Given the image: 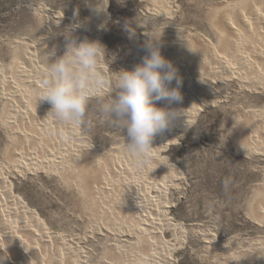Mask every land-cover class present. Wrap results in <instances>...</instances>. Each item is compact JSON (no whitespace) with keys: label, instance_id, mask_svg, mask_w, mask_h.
Listing matches in <instances>:
<instances>
[{"label":"rangeland","instance_id":"1","mask_svg":"<svg viewBox=\"0 0 264 264\" xmlns=\"http://www.w3.org/2000/svg\"><path fill=\"white\" fill-rule=\"evenodd\" d=\"M257 1L0 0V196L5 180L54 236L53 249L76 264H264V0ZM69 28L78 42L106 50L98 67L107 85L88 98L75 129L38 103ZM147 35L161 36V54L182 77V101L157 106L178 116L200 110L184 127L177 116L156 133L151 157L161 161L138 167L123 123L101 106L114 98L118 73L142 63ZM218 52L230 58L229 71L217 67ZM14 207L0 197V210ZM143 219L176 228L150 235L173 248L170 260L158 247L146 262Z\"/></svg>","mask_w":264,"mask_h":264},{"label":"clouds","instance_id":"2","mask_svg":"<svg viewBox=\"0 0 264 264\" xmlns=\"http://www.w3.org/2000/svg\"><path fill=\"white\" fill-rule=\"evenodd\" d=\"M124 30L130 39H136L129 22ZM63 36L65 52L57 57L54 51L56 59L48 70L51 83L45 81L46 87L39 94L38 103L47 102L50 105L47 115L74 127L86 111L88 98L102 94L107 85L98 67L106 50L98 41L85 39L78 42L72 36V28L66 29ZM147 37L140 46L147 53L142 63L132 71L118 73L114 98L101 106L108 119L123 123L127 150L138 167L151 162L155 134L168 129L178 116L177 110L158 107L156 102L165 101L171 106L183 99L182 77L173 62L161 54V36ZM6 259L0 255V264Z\"/></svg>","mask_w":264,"mask_h":264},{"label":"bare ground","instance_id":"3","mask_svg":"<svg viewBox=\"0 0 264 264\" xmlns=\"http://www.w3.org/2000/svg\"><path fill=\"white\" fill-rule=\"evenodd\" d=\"M256 2L258 3V1L256 0ZM258 7V5H257ZM157 8V7H156ZM256 11V10H255ZM256 13V12H255ZM253 16V15H252ZM254 18V17H253ZM240 19V18H238ZM257 22H261L260 20V13H257L256 14V19H255ZM242 23V22H241ZM263 23V21H262ZM245 25V24H244ZM249 27V26H248ZM230 28V27H228ZM251 28V27H250ZM248 29V28H247ZM235 31V30H234ZM247 31V30H246ZM249 34V32H248ZM166 36V35H165ZM249 36V35H248ZM251 36V35H250ZM253 36V35H252ZM250 38V37H248ZM257 40V39H256ZM256 40H253L256 42ZM257 43V42H256ZM261 43V42H259ZM259 45V44H258ZM255 46V45H254ZM234 47V46H233ZM252 47V46H250ZM257 46H255L256 48ZM253 48V47H252ZM258 48V47H257ZM256 48V49H257ZM263 48V47H261ZM235 49V48H234ZM237 49V48H236ZM236 49H235V52H236ZM259 49V48H258ZM212 50V49H211ZM263 50V49H261ZM214 51V50H213ZM220 51V50H219ZM238 51V50H237ZM241 51H244L243 49ZM240 51V52H241ZM251 51V50H250ZM246 52V51H244ZM248 52V51H247ZM255 52V51H254ZM263 52V51H262ZM213 53V52H212ZM234 53V52H233ZM210 54V53H209ZM223 54V53H222ZM239 54V53H238ZM241 54V53H240ZM216 55H217V52H216ZM212 56L215 60V63L217 65L218 68H220V70H224V71H229L230 68H232V65H231V60L230 58L228 57V55L226 56L225 54L224 55H221L220 52H218V56ZM244 55V54H243ZM257 55V54H256ZM238 56V55H236ZM241 56V55H240ZM248 56V55H247ZM264 56V55H263ZM210 57V56H209ZM239 57V56H238ZM244 57V56H243ZM249 57V56H248ZM240 58V57H239ZM251 58V57H250ZM211 59V58H209ZM234 59V58H233ZM245 59V58H244ZM249 59V58H248ZM253 59V58H252ZM250 59V60H252ZM264 59V58H263ZM245 61V60H243ZM254 61V60H253ZM243 63V62H241ZM248 63V62H247ZM211 64V63H210ZM244 64V63H243ZM254 64V63H252ZM257 64V63H256ZM215 66V65H214ZM254 66V65H253ZM257 66V65H256ZM258 68V67H257ZM28 69V68H27ZM257 70V69H256ZM261 70V69H260ZM232 72V71H231ZM260 72V71H259ZM1 80V79H0ZM4 81V80H3ZM3 83L0 82V88L3 87ZM15 89V88H14ZM23 90V89H22ZM3 92V91H2ZM17 92V91H16ZM5 95V94H4ZM34 95V94H33ZM22 97V96H21ZM43 104V103H42ZM41 105V103H40ZM42 106V105H41ZM191 107V106H190ZM19 108V107H18ZM47 109V108H46ZM186 109V108H185ZM191 109V108H190ZM24 110V109H23ZM200 108H197V109H192V111H188L187 109L185 110L184 112V115H180L178 116L179 118V125L180 127H184L185 125H187L191 119L199 112ZM188 111V112H186ZM179 114V113H178ZM176 120V119H175ZM176 123V124H177ZM253 123V122H252ZM69 126V125H68ZM67 126V127H68ZM174 127H177V126H174ZM179 127V128H180ZM69 128V127H68ZM74 128V127H72ZM178 128V129H179ZM16 129V128H15ZM75 129V128H74ZM175 129V128H174ZM71 130V129H70ZM69 130V131H70ZM177 130V129H176ZM175 130V131H176ZM40 131V130H39ZM75 131V130H74ZM72 132V131H71ZM172 132V131H171ZM174 132V131H173ZM161 134H164V133H161ZM168 135V134H167ZM166 135V136H167ZM177 135L176 132H174V134L172 135L174 138L175 136ZM255 135V134H254ZM249 136V135H248ZM47 137V136H46ZM13 138V137H12ZM250 138V137H249ZM159 139V138H158ZM171 139V138H170ZM162 140V139H161ZM253 141V140H252ZM31 142V141H30ZM250 142V141H249ZM157 143V142H155ZM166 144V142H165ZM28 145V144H27ZM162 145V144H161ZM263 145V144H262ZM155 146V145H154ZM166 146V145H165ZM158 147V146H157ZM160 147V146H159ZM164 148V147H163ZM161 148V149H163ZM155 151V150H153ZM49 152V151H48ZM157 152V151H155ZM154 152V153H155ZM23 152H21L19 154V157H22V154ZM84 153V152H83ZM96 153V152H95ZM38 155V154H37ZM157 155H154L152 156L151 158H155V160L159 159L160 158H157L156 157ZM23 158V157H22ZM57 158V157H56ZM157 158V159H156ZM33 160V158H32ZM31 160V161H32ZM57 159H53L52 160H49V164L53 163L56 161ZM48 161V160H47ZM161 161V160H160ZM165 161L164 159H162V162ZM20 162V161H19ZM158 163H161V162H158ZM166 164V163H165ZM34 166V165H33ZM165 165H163L164 167ZM166 167V166H165ZM168 170H171L172 167H170L168 164H167V167ZM173 170V169H172ZM114 176V175H113ZM2 179V177H1ZM0 179V180H1ZM2 182H4V189L5 191L2 193V196H0L2 199H4L8 204H11L13 206H16L14 207L13 209H11L10 211H4V208L2 210H0V212L2 213L0 215V220L2 221L3 220V226L4 228L1 229L0 231L4 234V237L7 239V243L2 240L0 238V254L4 255L5 258H8L6 259L5 261H7L8 264H47V263H51V264H76L74 262V260H71V259H68V257L66 258V253H63L62 251L60 250H54L53 247H52V243L51 241L53 240L54 236H52L51 234L48 233V231L46 230V228L44 227L43 223L41 222V220L39 219L38 215L34 212H29V210L26 209V206L23 204V202L19 199V198H15V197H12L11 195V188H10V185L5 181L3 180ZM89 182V181H88ZM115 185V184H114ZM78 186V185H77ZM158 193H160L159 191H157ZM5 194V195H3ZM157 194V193H156ZM1 195V193H0ZM94 195V194H93ZM134 195V194H133ZM158 196V195H157ZM160 196V195H159ZM105 199V198H104ZM148 201V199H147ZM144 202V201H143ZM142 202V203H143ZM146 202V201H145ZM264 202V201H263ZM3 203V202H2ZM105 205V204H104ZM140 206V205H139ZM164 206V205H163ZM6 207V206H5ZM145 207V206H144ZM7 209H9L8 207H6ZM139 209V207H138ZM142 210V209H141ZM152 210V209H151ZM150 210V211H151ZM12 211V212H11ZM13 212L15 213V219L14 220H10L9 217L10 215L13 214ZM31 214V215H29ZM134 214V213H133ZM138 214V212H137ZM136 214V217L138 218ZM148 214H149V210H148ZM14 215V214H13ZM140 215V213H139ZM143 215V214H142ZM151 214H149V217ZM19 216H22V221L18 222L17 218ZM159 216V215H158ZM162 216V215H161ZM145 217V216H143ZM147 217V218H149ZM13 218V217H12ZM11 218V219H12ZM21 218V217H20ZM142 218V217H141ZM29 219V220H28ZM30 219H32V222H34V224L30 223ZM13 221V222H12ZM140 221V219H139ZM162 221V222H161ZM141 222V221H140ZM142 227H141V232L146 236L145 237V243H146V247L148 248V255L145 257L146 258V262H148V260H153V256L156 249H158V247L160 246H157V244L151 239L152 236H150L151 234L155 233V232H158L160 233V235L163 236L164 232L165 231H170L172 232V230H176V228L174 226H170L169 222H167L166 219H162L160 220L159 224L156 223L155 221H149L147 219H143L142 220V223H141ZM159 225V226H158ZM168 226L170 227V229H168ZM1 228V227H0ZM26 230H31L30 234L32 236H34V239L36 241V244L37 246L35 248H31L30 245H28V239L24 236H27L28 235L26 234L27 231ZM174 232V231H173ZM143 235V236H144ZM3 236V235H2ZM156 236V235H155ZM3 237V238H4ZM30 237V236H29ZM154 238V237H153ZM158 239V238H157ZM161 241V240H160ZM31 243V242H29ZM122 243V242H121ZM35 245V244H34ZM32 245V246H34ZM144 245V244H143ZM12 247H15L17 248L18 250H12L13 248ZM162 247V246H161ZM159 247V248H161ZM169 247V246H168ZM40 248H49V250H47V252L45 251L44 253H42V255L40 254L41 250ZM37 252H35L36 250ZM164 250V257L168 260L171 259V248H167L166 246H164V248H161ZM35 250V251H33ZM43 250V249H42ZM13 252H14V255H16V258L13 256ZM162 253V252H161ZM167 253V255H166ZM75 254V253H74ZM77 254V253H76ZM38 255V256H37ZM160 256V255H159ZM257 256V255H256ZM39 257V258H38ZM158 257V255H157ZM78 259V258H77ZM254 260V259H253ZM147 264V263H146ZM171 264H174L173 262Z\"/></svg>","mask_w":264,"mask_h":264}]
</instances>
